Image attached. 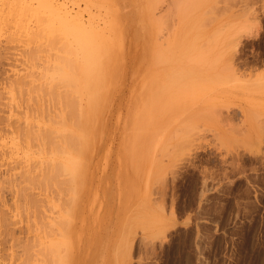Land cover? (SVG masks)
I'll return each instance as SVG.
<instances>
[{
  "label": "rangeland",
  "instance_id": "374dc122",
  "mask_svg": "<svg viewBox=\"0 0 264 264\" xmlns=\"http://www.w3.org/2000/svg\"><path fill=\"white\" fill-rule=\"evenodd\" d=\"M45 2L0 0V264H264V0ZM84 46L105 119L66 170L47 94Z\"/></svg>",
  "mask_w": 264,
  "mask_h": 264
},
{
  "label": "bare ground",
  "instance_id": "6f19581e",
  "mask_svg": "<svg viewBox=\"0 0 264 264\" xmlns=\"http://www.w3.org/2000/svg\"><path fill=\"white\" fill-rule=\"evenodd\" d=\"M38 1L41 2V3H39L41 5H42V3H43V5L46 4V2L44 3V0L43 1L38 0ZM45 1H47V0H45ZM53 7L54 6H52V9H53ZM55 11L61 15H67L68 14V11L64 6L57 7V9H55ZM81 53H83L82 56L80 54L78 55V53L75 55L76 57H79L78 59L74 56V59L76 58L75 62L68 61L71 59L66 58L68 60H66L65 62H67V61L68 62L64 63V65L66 67L65 70L63 69L64 65L62 66V63H61V62H63V60L60 61V66L56 65L59 67V69L60 68L62 69V70L61 69L60 70H61V73H63L62 74L63 76L62 75L60 76L58 74L60 76L59 77L56 73L55 75H57V78L51 77L52 79H50V80L51 81L53 80V81H52V85L49 88V91L47 94L49 101L51 103V106L53 108L58 106L60 109V110L57 109L58 111H56L57 116L60 118L58 121H55V123L60 124L58 126V128L60 127V130L56 131L55 130L56 127H55L54 123H52L50 125V127H48L51 129V131H49V129H48V130H46L45 134L49 138H51V136L53 134H56V135L59 134L58 135L59 139L56 141L53 140L51 142V145H52L51 147H53L52 149L56 151L57 158L59 156L64 157V158L59 157L60 160L61 159L63 160V161L62 160L59 161V164H61L63 166L62 169H64V167L67 168L66 170H70L69 169L70 164H74L73 162H71L72 158L74 159L73 154L78 155L77 157H81L82 152H81V155H79V154H80V151L83 150V147H84L83 144L86 141L88 129L92 127V128H95V130L97 132L102 133V122L105 119V114L102 111L103 103L105 100V95L102 93V91L99 90L101 87V86H99L101 84V78L96 77L95 73H93V69H95L97 71L101 68V65H100V63H98V62L94 63L91 60V55H90L91 49H89L88 47L86 49V47L84 46ZM58 67H57V72L58 71L60 72ZM56 88L57 89L60 88V89L58 91H56L57 90ZM61 89L64 92H62ZM148 101H149V99H148ZM148 101H145L144 99H142L141 101L136 102V105L134 107L135 114L133 116L134 123L136 120L135 116H137V113H139L138 118H142L145 115L144 119H140L141 120L140 123L144 122L145 124L148 125L147 122H149V121H147V120L150 116V113L152 114V111L150 112V109H153L152 105L149 104ZM160 105H162V104H160ZM166 107L167 106H165V108ZM157 124H159V123H157ZM147 128L146 127H144L143 129L137 128L138 130L141 129L143 131V133L139 132L140 133L138 136L139 140L146 141V140L150 139L149 136L151 135L152 132H149L151 130H150V128H148V129ZM153 135H155V133H153ZM132 136H134V135H132ZM135 136H136V134H135ZM138 139L135 140L136 143H138V141H139ZM132 142H134V140ZM77 144H79L80 146H76ZM53 154L56 155L55 153H53ZM53 154L51 156H53ZM54 160H56V157L53 158L52 161H54ZM54 162H58V161H54ZM61 165H59V166H61ZM56 167H57V165H56ZM57 168L56 169L54 168L55 169L54 171L57 170V172H58ZM68 172L70 173V171H68Z\"/></svg>",
  "mask_w": 264,
  "mask_h": 264
}]
</instances>
